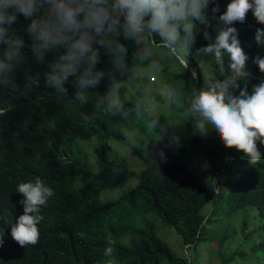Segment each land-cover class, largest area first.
<instances>
[{"label": "trees", "instance_id": "obj_1", "mask_svg": "<svg viewBox=\"0 0 264 264\" xmlns=\"http://www.w3.org/2000/svg\"><path fill=\"white\" fill-rule=\"evenodd\" d=\"M218 2L217 16L226 10L230 0ZM213 6L209 5V14ZM28 23L20 16L13 25L26 44L29 40L24 29ZM216 24V20H211L209 26L198 24L196 41L188 49L187 68L169 58L166 49L152 46L164 53L152 59L161 66L159 79L171 93L168 116L153 113L143 105L137 115V102L144 96L150 97L148 89V94L144 93L146 78L121 102V111L108 112L107 104L100 103L109 86V71L103 68L109 59L103 55L97 67L106 76L97 88L87 90V103L71 98L75 91L71 78L65 85L70 93L67 100L58 99L55 90L45 85L43 73L48 71L47 63L54 59L52 54L46 57L44 65L29 64V73L40 74L38 85L28 88L23 84L15 92L0 91V100L8 104L0 117V151L4 154L0 165V219L6 227L10 225V233L16 215L13 193L17 192L19 181L41 177L53 189L52 197L57 196L55 211L41 209L44 219L38 225L39 242L21 251L22 247L11 238L10 245L0 248V264H105L103 251L109 239L115 241L117 264H191L188 257L177 258L160 238L154 223L157 219L175 230L187 250L206 241L211 228L215 234L236 219L241 222L244 240L251 234L264 233V164H249L242 153L229 160L235 150L225 149L210 128L209 136L201 138L188 114L193 93L221 78L214 57L196 54V49L208 43L203 38L205 31L214 40ZM232 26L248 56L247 71L254 58L264 52V44L257 45L254 39L256 30L264 25L257 24L249 14L245 23ZM156 40L159 44L158 35ZM121 42L128 49L130 69L150 62L137 60L143 45L122 38ZM24 51L28 59L35 61L27 48ZM130 75L131 72L118 76L117 80L123 83ZM248 84L251 86L250 80ZM57 108L65 111L63 127L43 139L49 117ZM128 136L133 137L132 143ZM111 141L119 142L137 158L142 166L140 172L107 158ZM83 142L93 145L91 151L96 154L98 166L94 171L82 168L77 161L81 156L78 153L84 149ZM159 149L167 156L166 163L157 161L160 172L153 159ZM260 151L264 154L262 147ZM216 175H221L219 181ZM110 194H116V198L106 202L104 195ZM249 213L261 223L259 227H252L247 218L241 221ZM229 235L223 231L217 235V243L221 246ZM254 249L264 251V235ZM217 255L221 264L228 262L219 251Z\"/></svg>", "mask_w": 264, "mask_h": 264}, {"label": "clouds", "instance_id": "obj_2", "mask_svg": "<svg viewBox=\"0 0 264 264\" xmlns=\"http://www.w3.org/2000/svg\"><path fill=\"white\" fill-rule=\"evenodd\" d=\"M210 4L214 5L211 14ZM219 11L218 0H0V91L15 92L23 84L28 88L38 85L40 74L29 73L30 65H44L46 57L52 54L54 59L47 63L48 71L43 73L45 85L55 90L58 99L67 100L70 93L65 85L71 78L75 89L71 98L81 104L87 103V90L97 88L105 79L106 72L97 67L102 63L103 55L109 59L103 67L109 71V86L100 97V103L107 104L108 112H119L123 104L118 76L133 72L154 78L152 72L139 65L130 69L128 49L121 38L143 45V53H137L141 63L149 60L156 69L161 68L152 59L151 47L156 46L166 49L169 58L187 68L188 49L196 41L198 24L209 26L211 20H216L214 40L205 31L203 38L208 43L196 49V54L214 57L221 78L193 93L188 114L194 119L195 133L201 138H207L215 131L225 149L235 150L229 160L242 153V158L249 164H261L260 160L264 158L260 151V146L264 149V52L254 58L246 71L248 56L232 25L245 23L249 14L257 24L264 25V0H230L226 10L217 16ZM20 16L29 21L24 29L29 40L27 44L13 28ZM254 39L257 45L264 44V27L256 30ZM26 48L35 61L27 58ZM192 75L195 78L196 73ZM144 100L147 98L135 106L138 116ZM7 109L8 104L0 100V117ZM64 115L61 108L52 111L43 139L62 129ZM127 138L133 142V137ZM3 156L0 151V165ZM153 159L160 172L157 161L167 162L165 152L159 149ZM95 161L97 164V157ZM16 187L17 192L13 193L16 215L10 233V225L6 227L0 219L1 250L11 244V238L22 247L21 251L25 246L36 245L40 238L38 225L44 219L41 209L56 210L53 204L57 196L52 197L53 189L41 177L19 181ZM114 243L111 239L107 241L103 251L105 264H117Z\"/></svg>", "mask_w": 264, "mask_h": 264}, {"label": "rangeland", "instance_id": "obj_3", "mask_svg": "<svg viewBox=\"0 0 264 264\" xmlns=\"http://www.w3.org/2000/svg\"><path fill=\"white\" fill-rule=\"evenodd\" d=\"M143 48V47H142ZM143 49L139 52L143 53ZM152 58L159 57L160 55H164L159 49L155 50L151 47ZM176 65L173 64V67ZM145 71L152 72L154 78H146L148 81L144 84V93L149 94L150 97L144 96L143 98H147V100L143 101V106L147 109H150L153 113H159L164 116H168L171 110L170 100L171 93L168 86L159 79L160 70L156 69L150 62H148L144 67H142ZM142 78H145L144 75L133 73L126 78V80L121 83V87L119 89L120 101L124 102L128 95L132 94L134 91L138 89L141 85ZM148 89V90H147ZM157 100H156V99ZM143 99H141L142 101ZM157 102H155V101ZM154 101V103H153ZM162 105H161V104ZM84 149L79 154L81 155L77 161L80 163V166H83L85 169L94 170L97 167L96 164V154L92 153L93 145L91 143H84ZM111 150L107 154V158L109 160H118L121 161L125 167L131 171L140 172L142 166L140 162L137 161V158L130 155V152L122 147L120 143L116 141L110 142ZM200 164V160L197 159ZM261 163L264 164V158L260 160ZM200 165H203L201 163ZM248 165V164H247ZM221 175H216L217 181L220 180ZM130 183H133L132 181ZM115 193H120L119 189L115 191ZM105 194V192L103 193ZM112 198H116V194H110L105 200H109ZM108 201V202H109ZM243 213V212H242ZM248 219L251 222L252 227H259L260 222L254 217V214L249 213L245 214L242 217L241 221L244 219ZM155 228L158 231V234L162 240H164L170 247L171 251L177 258L185 259L189 258L191 264H221L218 258L217 252L219 251L221 255L225 259L228 260L226 264H264V251L254 249V246L257 244L259 239L264 235V233H255L251 234L247 239H243L241 232V222L238 223L236 219L235 223H231L227 227H221L216 231L214 228H211L210 237L206 241H203L196 246H191L186 249L183 245V241L181 237L173 230L172 228L165 226L160 220H155ZM227 231V234H230L228 240L221 243L218 242V236L223 231ZM218 249V250H217Z\"/></svg>", "mask_w": 264, "mask_h": 264}, {"label": "bare ground", "instance_id": "obj_4", "mask_svg": "<svg viewBox=\"0 0 264 264\" xmlns=\"http://www.w3.org/2000/svg\"><path fill=\"white\" fill-rule=\"evenodd\" d=\"M261 147V146H260Z\"/></svg>", "mask_w": 264, "mask_h": 264}]
</instances>
